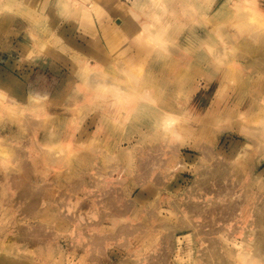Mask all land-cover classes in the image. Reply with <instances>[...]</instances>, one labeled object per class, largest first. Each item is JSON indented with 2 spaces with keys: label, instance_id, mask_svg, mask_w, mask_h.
Returning a JSON list of instances; mask_svg holds the SVG:
<instances>
[{
  "label": "rangeland",
  "instance_id": "374dc122",
  "mask_svg": "<svg viewBox=\"0 0 264 264\" xmlns=\"http://www.w3.org/2000/svg\"><path fill=\"white\" fill-rule=\"evenodd\" d=\"M257 56H264V0H0V155L30 141L25 152L57 159L45 174L70 164L90 171L100 159L128 163L122 185L134 200L141 189L133 163L142 151L158 146L161 176L175 175L186 188L207 147L241 163L247 189L264 202V68L245 67ZM11 164L3 161L2 171ZM162 192L149 201L166 198ZM11 222L0 216V239L31 252L24 264H113L111 241L91 261L66 249L73 235L64 250L54 248L67 227L48 223L53 240L25 244L14 231L27 224Z\"/></svg>",
  "mask_w": 264,
  "mask_h": 264
},
{
  "label": "bare ground",
  "instance_id": "6f19581e",
  "mask_svg": "<svg viewBox=\"0 0 264 264\" xmlns=\"http://www.w3.org/2000/svg\"><path fill=\"white\" fill-rule=\"evenodd\" d=\"M245 67L264 68V56L250 58ZM32 123L24 119V126ZM141 123L150 125L148 120ZM132 142L127 139L124 147ZM32 144L25 141L0 155V164L6 160L13 164L5 173L0 165V216L12 218L16 226L27 224L24 230L14 231V239L49 243L52 231H46L45 225L51 223L48 229L67 227L68 231L54 238L55 249L64 250V241L73 235L66 249L82 250L91 261H97V255L104 253L101 245L111 241L113 264H264V202L254 200L247 189L248 180L238 168L241 163L226 162L204 147L200 150L204 164L194 169L192 183L183 188L175 175L161 176L163 163L158 156L163 151L152 147L133 163L135 187L141 190L128 200L122 185L128 163L106 165L100 159L90 171L80 172L70 164L45 174L44 165L57 159L41 149L32 156L23 150ZM117 145L123 146L120 141ZM100 156L111 158L105 153ZM109 178L115 181L108 186ZM157 192L167 194L166 198L150 202ZM101 231L107 232L99 235ZM12 244L7 236L0 239V263L32 261L30 251L18 253Z\"/></svg>",
  "mask_w": 264,
  "mask_h": 264
}]
</instances>
